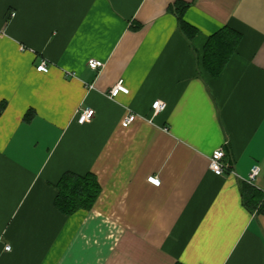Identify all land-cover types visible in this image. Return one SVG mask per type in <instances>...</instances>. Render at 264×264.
<instances>
[{
    "label": "crops",
    "instance_id": "obj_1",
    "mask_svg": "<svg viewBox=\"0 0 264 264\" xmlns=\"http://www.w3.org/2000/svg\"><path fill=\"white\" fill-rule=\"evenodd\" d=\"M224 27L241 42L213 78L201 60ZM1 107L0 264H264L241 189L258 165L264 199V0H0ZM218 149L235 175L210 170ZM66 173L95 176L92 208H56Z\"/></svg>",
    "mask_w": 264,
    "mask_h": 264
},
{
    "label": "trees",
    "instance_id": "obj_2",
    "mask_svg": "<svg viewBox=\"0 0 264 264\" xmlns=\"http://www.w3.org/2000/svg\"><path fill=\"white\" fill-rule=\"evenodd\" d=\"M188 6L186 3H177L170 10L178 19L180 31L189 41H192L197 34V29L184 20ZM240 42L241 35L230 27H224L213 34L205 46L201 60L203 69L213 78L219 77L236 53ZM25 119H28V115ZM57 188L59 193L55 206L66 215H72L81 209L92 208L100 194L99 183L95 176L90 174L79 176L66 173ZM241 189L245 206L251 212L257 210L259 213H264V199L259 198L261 194L246 183L241 184Z\"/></svg>",
    "mask_w": 264,
    "mask_h": 264
},
{
    "label": "built area",
    "instance_id": "obj_3",
    "mask_svg": "<svg viewBox=\"0 0 264 264\" xmlns=\"http://www.w3.org/2000/svg\"><path fill=\"white\" fill-rule=\"evenodd\" d=\"M15 13L11 14V17H14ZM89 67L93 70H98L103 67V63L96 60H91L89 62ZM37 71L39 72H45L47 73L49 71L48 65L46 61H42L39 66L37 67ZM120 94H129V89L124 85L123 81H120L117 83L109 92L108 97L112 100H116ZM153 110L154 115H158L166 108V104L162 101H157L153 104ZM95 115V111L92 109H86L84 111H81L77 116V122L80 125H83L87 122H89ZM137 116L136 115H128L124 118L122 122L123 128H128L135 120ZM226 153L223 149H218L213 152L210 158V170L215 173L218 176H224L226 174L235 175V172L233 170L232 165L225 160ZM261 174V167L258 165H255L250 170V173L248 175V179L246 180V183L249 185H253L254 181L260 176ZM149 182L155 186L160 185L159 179L155 177H151L149 179ZM6 251H11V246L7 245L5 247Z\"/></svg>",
    "mask_w": 264,
    "mask_h": 264
}]
</instances>
